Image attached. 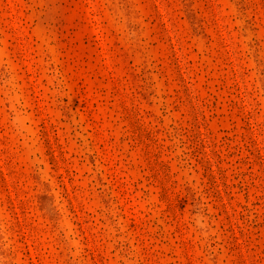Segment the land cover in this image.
<instances>
[{
	"label": "rangeland",
	"instance_id": "374dc122",
	"mask_svg": "<svg viewBox=\"0 0 264 264\" xmlns=\"http://www.w3.org/2000/svg\"><path fill=\"white\" fill-rule=\"evenodd\" d=\"M0 264H264V0H0Z\"/></svg>",
	"mask_w": 264,
	"mask_h": 264
}]
</instances>
